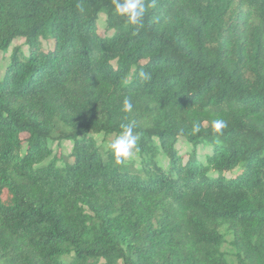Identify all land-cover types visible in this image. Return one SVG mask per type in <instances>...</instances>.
Here are the masks:
<instances>
[{"label":"trees","instance_id":"1","mask_svg":"<svg viewBox=\"0 0 264 264\" xmlns=\"http://www.w3.org/2000/svg\"><path fill=\"white\" fill-rule=\"evenodd\" d=\"M144 2L0 0V264H264V0Z\"/></svg>","mask_w":264,"mask_h":264},{"label":"clouds","instance_id":"2","mask_svg":"<svg viewBox=\"0 0 264 264\" xmlns=\"http://www.w3.org/2000/svg\"><path fill=\"white\" fill-rule=\"evenodd\" d=\"M115 11L117 14L126 17L129 23L135 25L142 20L146 12V6L144 0H115ZM140 75L145 78L148 76V74L144 72H141ZM131 109V101L125 99L123 101V111L128 112ZM226 126V122L222 119H215L212 122L213 131L216 133H222V130ZM121 129V133L106 145V147L113 153L117 164H122L133 157V149L135 148L138 139L137 136L133 134L134 124L128 123L121 125ZM199 131V124H194L193 133H198Z\"/></svg>","mask_w":264,"mask_h":264},{"label":"rangeland","instance_id":"3","mask_svg":"<svg viewBox=\"0 0 264 264\" xmlns=\"http://www.w3.org/2000/svg\"><path fill=\"white\" fill-rule=\"evenodd\" d=\"M99 30L102 34L104 35H110L111 32H108L106 29V16L102 15L99 19ZM15 46H21L23 48V50L25 52H27L28 47L25 43V39L20 38L17 39L16 41L13 42L12 46L10 47V49L6 52H2L0 53V79L3 77L4 72H5V68L8 65V63L10 62V55L12 53V49ZM118 135L113 134V135H105L104 133L101 134H94V138L97 140L98 145L100 146L101 150L106 153L109 152L110 150L106 147V145L108 143H110L111 141H113ZM62 148H63V153L65 155H68L71 150H72V146H73V142L71 141H64L62 142ZM54 150H57L56 147V143L52 144ZM178 148L180 149V153L182 154H186L190 153V151H192L195 147L193 145H191L190 143L186 142V141H181L179 142ZM196 154H197V158L199 160H206V154L209 151V148L207 147V142L205 141H201L199 143L198 146H196ZM137 144L135 146V148L133 149V157L128 159L126 162L128 164L134 163L137 167L139 166V157L137 155ZM162 160L167 163V158L165 156H162ZM228 176H232L233 173L229 172L227 173ZM225 232V229L223 230V233ZM232 240V236L230 234H226V243L224 245V250L230 252L231 251V245L229 244V242Z\"/></svg>","mask_w":264,"mask_h":264}]
</instances>
